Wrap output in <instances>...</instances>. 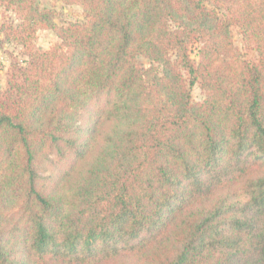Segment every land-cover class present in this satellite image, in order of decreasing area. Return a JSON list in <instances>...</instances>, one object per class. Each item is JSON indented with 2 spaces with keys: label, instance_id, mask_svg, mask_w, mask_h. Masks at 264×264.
Instances as JSON below:
<instances>
[{
  "label": "trees",
  "instance_id": "trees-1",
  "mask_svg": "<svg viewBox=\"0 0 264 264\" xmlns=\"http://www.w3.org/2000/svg\"><path fill=\"white\" fill-rule=\"evenodd\" d=\"M50 1L0 0V264H264V0Z\"/></svg>",
  "mask_w": 264,
  "mask_h": 264
},
{
  "label": "rangeland",
  "instance_id": "rangeland-1",
  "mask_svg": "<svg viewBox=\"0 0 264 264\" xmlns=\"http://www.w3.org/2000/svg\"><path fill=\"white\" fill-rule=\"evenodd\" d=\"M40 3L45 6H52L50 0H40ZM54 8L57 13L56 23L66 24L71 21H82L83 20V11L80 6L77 5H64L61 3L54 4ZM13 15L3 9L0 6V89L4 88L5 85V72L9 67L11 61L16 58L19 61L22 60L23 56L21 55L22 48L14 43L13 41L6 40L3 36L1 24L12 21ZM15 22V21H14ZM231 34L233 37L234 44L239 50H241L247 58L252 59L255 57V53L252 50H246L243 47L240 29L236 26L231 28ZM58 39L53 30H38L36 32L34 45L38 49H48L52 47ZM193 59H197L195 51L191 53ZM141 65L148 66L149 62L145 58H139ZM191 97L193 101H200L203 98V93L198 84H194L190 87Z\"/></svg>",
  "mask_w": 264,
  "mask_h": 264
}]
</instances>
